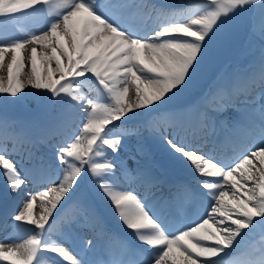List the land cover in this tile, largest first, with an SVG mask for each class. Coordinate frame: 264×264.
<instances>
[{
    "label": "snow or ice",
    "instance_id": "1",
    "mask_svg": "<svg viewBox=\"0 0 264 264\" xmlns=\"http://www.w3.org/2000/svg\"><path fill=\"white\" fill-rule=\"evenodd\" d=\"M245 41V73L210 74ZM5 69L2 104L35 107L0 116V226L27 232L0 264H264V0H0Z\"/></svg>",
    "mask_w": 264,
    "mask_h": 264
},
{
    "label": "rangeland",
    "instance_id": "2",
    "mask_svg": "<svg viewBox=\"0 0 264 264\" xmlns=\"http://www.w3.org/2000/svg\"><path fill=\"white\" fill-rule=\"evenodd\" d=\"M192 2H193V0H191ZM190 2V1H189ZM184 11V10H183ZM158 22H159V19H158ZM157 22V23H158ZM43 26V18L42 17H29V18H27V19H24V20H21L20 22H17V24H16V35H20V36H23L24 34H26V33H30L33 29H37V28H40V27H42ZM225 52V49H224V51L221 53V55L220 56H222V54ZM226 52H228V51H226ZM226 54V53H225ZM230 54V55H229ZM233 54V52H231V51H229L228 53H227V55H229V56H231ZM241 54H242V57H241V55L240 56H237L236 57V59H232L235 55H233V57H231V59H229V60H227L226 62H225V65H224V67L219 71V72H229L228 70H229V68H233V69H235L236 70V72H237V66L238 65H240L241 63L239 62L240 60L243 62L244 60H245V58L246 57H244L245 56V53L243 52V51H241ZM244 57V58H243ZM220 58V57H219ZM38 64H39V61H38ZM55 65H54V63H53V67H54ZM30 69L29 68H25V72H27V71H29ZM212 72H214L213 70H211L210 69V74L212 73ZM6 75H7V73H3V71H0V76H4V77H6ZM33 92H35V90H33ZM194 97H192V95H189V96H187V97H185L184 99H187L188 101H190V99H193ZM4 99V97L3 96H0V116H4V115H7L9 118H14V119H17V118H19V116H20V114H19V111L20 110H23L22 108V106H24V104L23 105H15V106H7V107H5L3 104H2V100ZM25 100H26V103L29 105V107H25V109H27V108H29L28 110H27V112L29 111V114L27 115V116H29L30 115V113H31V115L33 114V109H34V107H35V98L32 96V95H29L28 97H26L25 98ZM16 108L18 109V108H20L19 109V111L18 112H16ZM7 109H12V111L13 112H11V113H9V112H6V110ZM235 152H238L239 151V148H237V149H235L234 150ZM155 152L157 153V155L159 156V158L161 159V152H162V150L161 149H156L155 150ZM230 152V151H229ZM237 154V153H236ZM226 156V155H225ZM131 163V162H130ZM174 174H176L177 176H183V174L182 173H180V172H178V171H174ZM181 174V175H180ZM155 191H157V190H154V192ZM85 195H86V193H85ZM103 210H105L103 207H101ZM119 228H122L121 227V225L120 226H118ZM82 230V229H81ZM82 231H89V230H82ZM18 233L20 232V231H17ZM15 233V234H18V233ZM21 232H24V231H21ZM88 233H90V231L88 232ZM13 235L12 237H11V241H14V242H22L23 241V239H26L27 238V232H24V234H22V235ZM91 235V234H90ZM89 235V236H90ZM86 237H88V236H86ZM209 243H212V242H209ZM7 264V262H4V264Z\"/></svg>",
    "mask_w": 264,
    "mask_h": 264
},
{
    "label": "bare ground",
    "instance_id": "3",
    "mask_svg": "<svg viewBox=\"0 0 264 264\" xmlns=\"http://www.w3.org/2000/svg\"><path fill=\"white\" fill-rule=\"evenodd\" d=\"M189 1L191 0H149L150 3H156V4H165V5H171V4H178V3H188ZM172 9H169L168 12H170ZM157 19L156 16H153L152 17V21H150L151 23L154 24L155 20ZM29 48L31 47L30 45L28 46ZM3 73L5 74L6 73V69L3 70ZM39 209L37 208V211ZM199 213H201V210H199ZM189 215V214H188ZM108 218L110 221H113L114 224H116L117 226H120V224L111 216L110 212H108L107 214ZM195 218V216L193 217ZM185 222H188V221H185ZM8 228V227H7ZM7 228L3 227V226H0V242H4L7 238V242H13L11 241V237L16 233L14 232L13 230L11 232H9V230H7ZM83 230V227H81L79 229V234L82 235V236H89L91 233H88V231H82ZM123 230V229H122ZM18 233V232H17ZM24 234V232H19L18 234H15V235H22ZM138 259V258H137ZM143 259H141L142 261ZM47 262L45 261V264ZM6 264V263H5Z\"/></svg>",
    "mask_w": 264,
    "mask_h": 264
}]
</instances>
